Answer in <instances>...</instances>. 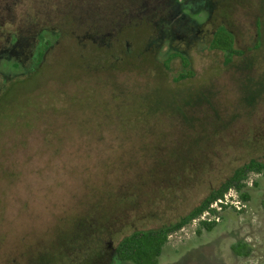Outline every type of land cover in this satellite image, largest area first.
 I'll use <instances>...</instances> for the list:
<instances>
[{"label":"rangeland","instance_id":"rangeland-1","mask_svg":"<svg viewBox=\"0 0 264 264\" xmlns=\"http://www.w3.org/2000/svg\"><path fill=\"white\" fill-rule=\"evenodd\" d=\"M263 161L264 0H0V264H133L123 238ZM246 194L159 264H264L263 175Z\"/></svg>","mask_w":264,"mask_h":264},{"label":"trees","instance_id":"trees-1","mask_svg":"<svg viewBox=\"0 0 264 264\" xmlns=\"http://www.w3.org/2000/svg\"><path fill=\"white\" fill-rule=\"evenodd\" d=\"M40 38L41 40L43 39V47H41V49H43L38 51L37 56H39L40 62H42L46 53L50 49V45L43 36H40ZM234 45V36L228 32L227 29L222 27L216 32L210 46L212 50L222 51L228 54L236 53L238 55H242L241 52L235 50ZM174 57L180 58L182 62H184L185 66L188 67V61L185 57L181 56L180 54H173L172 58ZM189 75L191 74L187 73L186 76H181L180 79H185ZM251 173L264 176V161L250 162L249 164L243 166L237 171L234 177L226 182L219 190L212 192L198 207H196L188 216L184 217L180 221L158 229L134 232L131 235L123 238L115 248V258L121 262H131L133 264H159V258L161 257L162 250L165 245L168 244L169 236L171 234L187 226L194 218L198 217L205 210H207L214 201L222 197L230 188L235 187L240 190L243 189L245 187L243 182ZM244 199L249 201L250 196L245 194ZM85 225L86 224L83 223L78 228L81 229L79 230L80 235L76 237V240L80 243L85 242L87 235H91L89 234V230L85 229ZM217 225L218 224L204 223L200 227L198 233H201L200 231L202 229L206 230L207 232L211 231ZM98 228L97 230H100V227ZM235 249L237 251V246ZM237 253L240 255L241 252L237 251ZM97 255L101 257L100 255L102 254L97 252Z\"/></svg>","mask_w":264,"mask_h":264},{"label":"built area","instance_id":"built-area-1","mask_svg":"<svg viewBox=\"0 0 264 264\" xmlns=\"http://www.w3.org/2000/svg\"><path fill=\"white\" fill-rule=\"evenodd\" d=\"M260 174L251 173L247 176L243 182L245 186L243 189L230 188L222 197L214 201L207 210H205L198 217L194 218L190 223L192 226L201 227L202 224H219L222 222V218L225 212L233 211L238 214H244L248 211V201L244 199L247 189L253 188L255 185V178ZM198 227V228H199ZM186 226L183 227L180 232L185 231ZM174 235L177 232L173 233ZM173 234L169 236L171 239Z\"/></svg>","mask_w":264,"mask_h":264}]
</instances>
